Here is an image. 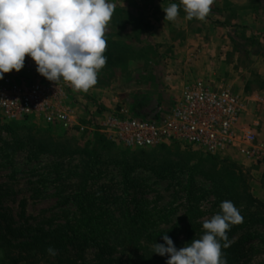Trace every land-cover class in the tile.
<instances>
[{"label": "rangeland", "instance_id": "1", "mask_svg": "<svg viewBox=\"0 0 264 264\" xmlns=\"http://www.w3.org/2000/svg\"><path fill=\"white\" fill-rule=\"evenodd\" d=\"M109 2L114 5V10L106 25L105 39L106 43H117L120 52L112 51L107 44L104 53L107 57L106 65L99 71L96 85L87 92L71 88L70 100L82 118H97L103 113L119 112L121 109L126 115L143 119L160 117L166 114L179 98L185 84L207 79L203 76L191 77L190 74L198 69V53L202 49L196 44L197 39L194 36L199 35L202 41L209 40V36L218 31L213 29V22H209L207 17L202 30L197 31L198 20H186L182 7L175 21L164 20L162 7L171 3L179 4V0ZM243 32L245 31H242L241 35L250 40L239 43L243 46L236 48L237 51L253 54L254 51L263 49L258 40ZM187 38L190 45L182 46ZM247 57L249 61L236 62L228 58L225 63L219 64L221 76L210 78L212 82L239 95L244 105L235 145L220 154L209 155L210 153L200 147L177 141L148 147L125 146L116 141L112 144L106 143L105 146L97 145L95 139H89L91 134L53 126L35 116L11 119L10 122L19 125H14V132L11 134L0 131V146L13 141L15 137H32L36 141L37 138L50 141L53 146L61 145L68 150H77L91 140L89 146L96 147L100 163L95 166L90 176L97 174L100 169L102 177L90 178L84 186L98 198V206L107 208L116 217L120 216V210L124 208L125 203L116 200L115 196L126 197L128 194L129 202L139 198L147 200L148 207L155 214L158 210L176 209V216L182 215L189 200H199V220L203 222L217 214L220 209L213 194L212 183L201 174L192 175L188 169L173 175L168 173L172 168H166L156 174L144 165H138L131 175L140 181L137 186L126 190L125 184L120 183L123 182L122 166L129 169V166H134V161L144 162L142 160L164 166H171L181 160H187L191 164L203 161L205 171L212 170L214 162L218 165L212 171H217L221 165L230 166L233 171L245 177L250 192L264 203V160L249 161L244 156V150L251 144H264V77L260 71L261 64H254L250 55ZM199 66L201 70H205L202 65ZM0 115L3 117L2 113ZM247 135L249 138H246ZM29 146L27 144L24 149L18 150L11 164H6V158L0 154V190L9 193L4 199V206L16 218L17 215L20 218L24 207L25 212L20 221L25 222V226L31 224L33 231L29 229V232L39 234L42 229L45 231L48 228V222L52 221L54 225L66 220L67 216L70 217L71 213L67 214L69 211L79 212L74 202L61 203L63 198L58 192L66 187L63 193L66 196L79 187L80 178L75 172L82 171V157L80 154L69 156L68 153H57L56 149L53 150L56 153H37L36 148ZM191 176L194 177L193 182L190 181ZM76 183V188L71 186ZM106 194L109 195L108 202L104 203L102 199ZM133 205L132 202L131 206ZM255 231H261V228H247L234 234L230 241H242L246 244ZM93 252V249H89L86 257L91 259ZM242 252L244 255L234 264H260L263 260L260 255H254L250 260V255L244 247ZM114 258L118 261L113 264H126L122 263L119 255Z\"/></svg>", "mask_w": 264, "mask_h": 264}, {"label": "trees", "instance_id": "2", "mask_svg": "<svg viewBox=\"0 0 264 264\" xmlns=\"http://www.w3.org/2000/svg\"><path fill=\"white\" fill-rule=\"evenodd\" d=\"M107 44L112 51L120 52L117 43L109 41ZM14 125L17 126L19 123L10 122L0 115L1 132L13 133ZM89 139H95L97 145L103 146L114 142L101 133H93ZM49 142L38 138L36 141L32 137L27 139L15 137L13 141L5 142L0 146V154L6 158V164H11L16 152L24 149L27 144L32 149L36 148L35 152L37 153L56 151L57 153L62 152V154L68 153L69 156L80 154L82 171L75 172V175L80 178L79 187H75L78 183L72 184L71 186L76 189L66 196L63 194L66 187L58 192V195L63 198L61 203L74 202L78 206L79 212L69 211L67 214L71 213L70 217L67 216L66 220L54 225L52 221L48 222V228L45 231L42 229L39 234L29 232V229L33 231L30 227L31 224L25 226V222L20 221L21 215L25 212L24 207L20 218L18 215L16 218L3 204L9 194L8 191L1 189L0 264H113L118 261L114 258L115 255H119L122 263L126 264H165L167 255L161 256L153 253L156 243H165L164 235H168L173 240L174 246L180 249L204 233L203 221L199 220L201 217L199 200L195 202L189 200L182 215L176 216L178 213L176 209L158 210L155 214L148 207V202L145 199L139 198L129 202L127 200L129 194L126 197L115 196L116 200H122L125 203L124 208L120 210V216L116 217L107 208L98 206V198L84 186L88 179L102 177L100 169L97 174L90 176L94 172L95 166L100 163L96 147L89 146L91 140L77 150H68L67 147L61 145L53 146ZM54 149L56 150L53 151ZM65 149L67 150L65 151ZM142 161L144 162L134 161V166H129V169L122 166L123 182L120 183L125 184L126 190L137 186L140 181L139 178L131 175L132 170L138 165H144L146 169L156 174L165 171L166 168H172L168 173L171 172L173 175L183 169H188L192 175L201 174L212 183L214 191L212 192L218 206L220 207L222 201H231L243 217L241 223L232 225L227 232L229 241L234 234L243 232L247 228L253 226L261 228V231H255L248 238L246 244H243L242 241H235L231 242L229 247L224 248L225 242L220 241L221 251L228 264L239 261V258L244 255L243 247L248 251L250 260L254 255H260L263 256L260 264H264V203L250 192L247 181L241 173L233 171L227 165H221L217 171H212L218 165L215 162L212 164V170L205 171L203 161L191 164L187 160H181L171 166L154 165L149 160ZM190 181H194L193 176ZM108 197L109 195L106 194L102 202H108ZM132 202L134 203L133 207L131 206ZM220 212L221 209L217 213ZM49 247L57 251L55 257L47 253ZM89 249L94 250L91 259L86 257Z\"/></svg>", "mask_w": 264, "mask_h": 264}, {"label": "clouds", "instance_id": "3", "mask_svg": "<svg viewBox=\"0 0 264 264\" xmlns=\"http://www.w3.org/2000/svg\"><path fill=\"white\" fill-rule=\"evenodd\" d=\"M214 0H179L162 7L164 20L175 21L181 7L186 20L204 21ZM114 5L109 0H0V79L24 67L26 54L36 71L49 81L67 82L73 90L87 92L97 83L106 65V25ZM221 212L205 220L204 233L177 249L164 235L153 253L167 255L165 264H228L224 248L230 246L227 232L243 221L231 201H222ZM55 257L57 251L49 247Z\"/></svg>", "mask_w": 264, "mask_h": 264}, {"label": "built area", "instance_id": "4", "mask_svg": "<svg viewBox=\"0 0 264 264\" xmlns=\"http://www.w3.org/2000/svg\"><path fill=\"white\" fill-rule=\"evenodd\" d=\"M71 88L63 80L56 83L40 75L26 54L19 72L12 70L0 79V112L9 120L35 116L53 126L101 133L125 146L177 141L220 154L235 145L244 109L239 95L231 89L211 79H198L185 84L179 98L160 117L143 119L121 109L82 118L70 100ZM244 156L249 161H263L264 144H251Z\"/></svg>", "mask_w": 264, "mask_h": 264}, {"label": "crops", "instance_id": "5", "mask_svg": "<svg viewBox=\"0 0 264 264\" xmlns=\"http://www.w3.org/2000/svg\"><path fill=\"white\" fill-rule=\"evenodd\" d=\"M208 16L211 18L208 19ZM208 16L207 20L213 22L212 27L218 33L209 34V40L204 39L203 41L199 35L195 34L196 44L200 45L202 49L198 53V57H200L198 69L190 72L191 77L203 76L207 79L220 77L221 65L219 66V64L225 63L224 61L228 58L230 61L236 62L249 61L247 57L249 55L254 64H261L260 71L264 77V0H214ZM204 21L198 20L197 31L202 30ZM242 31H245L243 33L248 37L251 36L252 39L258 40L263 49H260L259 52L256 50L253 54H248L247 51H237L236 48L243 46L239 43H246L250 40L241 35ZM189 45L190 40L187 38L182 46ZM199 65H202L205 70H201Z\"/></svg>", "mask_w": 264, "mask_h": 264}]
</instances>
